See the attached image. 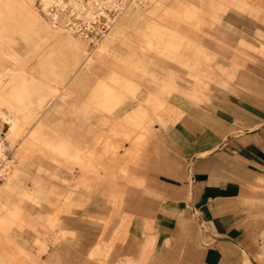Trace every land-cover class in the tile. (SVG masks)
Instances as JSON below:
<instances>
[{
  "label": "bare ground",
  "instance_id": "1",
  "mask_svg": "<svg viewBox=\"0 0 264 264\" xmlns=\"http://www.w3.org/2000/svg\"><path fill=\"white\" fill-rule=\"evenodd\" d=\"M205 2L206 6L203 0H88L86 3L69 0V11L87 19L94 18L100 5L114 12V17L106 16L107 31L88 50L73 35L72 28L63 26L57 13H49L52 4L57 3L64 9L66 2L41 0L38 11L33 0H0V119L7 127L4 141L0 140V264H49L41 256L42 248L38 251L39 240L32 236L27 237L30 242L25 240V231L30 228L21 217L22 204L18 202L14 209L7 205L8 197L16 193L29 168L35 165L37 171L31 181L33 190L42 183L37 176L51 164L56 166V174H63L65 170L74 176L73 181L65 184L85 188L89 194L91 185L105 182V175L123 156L133 162L140 159L150 131L138 132L139 125L151 119V112L158 117L164 112L177 118L183 114V108L168 101L170 83L183 76L189 80L191 76L197 78L202 74L203 65L217 60L216 53L227 46L223 39L218 41L213 33H207L212 21L218 18L217 12L225 7L216 5L217 0ZM142 18H145L144 25L140 26ZM163 20L175 21L183 30L194 29L200 33L173 32ZM128 29L139 45L129 41ZM149 51L157 58L152 76L156 83H161V88L146 99L149 112L147 109L128 112L130 101L138 97L142 88L128 82L127 74L145 76L142 68L151 62ZM110 58L112 66L105 72V78L92 86L85 102L77 109L73 99L86 83L92 66L109 62ZM158 61L164 71L162 66L157 69ZM174 68L185 75L175 72ZM4 78L7 82L2 85ZM122 109L126 117L113 119ZM78 114L88 121L92 115L100 116L95 124L100 130L86 141L84 149L79 148V141L72 140L70 125L74 118L78 119ZM130 117L139 124L130 121ZM106 126L109 128L105 131ZM90 134L89 129L85 135ZM124 143L128 148L123 150ZM10 150L12 156L8 157L6 152ZM63 195L60 194L58 203H51L46 216L37 213L41 226L54 231L51 239L54 246L68 236L65 231L56 230L61 221L58 216L62 212L69 214L73 206V201ZM22 199L36 203L27 191ZM104 221L107 223L109 219ZM117 239L123 241L124 232L115 234L114 242ZM259 241L257 254L264 261V232ZM102 249L105 247L97 244L89 251V257L97 261ZM152 253L150 246L142 254L147 257ZM243 261L249 264L247 256ZM115 264L135 263L120 257Z\"/></svg>",
  "mask_w": 264,
  "mask_h": 264
},
{
  "label": "rangeland",
  "instance_id": "2",
  "mask_svg": "<svg viewBox=\"0 0 264 264\" xmlns=\"http://www.w3.org/2000/svg\"><path fill=\"white\" fill-rule=\"evenodd\" d=\"M40 1L33 0L38 11ZM61 1L66 2L65 8L61 9L54 3L49 7V13H57L63 26L72 28L71 32L81 44L88 50L93 49L94 42L107 31L106 16L114 17V12L106 5H100L94 18L87 19L69 11V0ZM83 1L86 3L88 0ZM259 1L264 5V0ZM203 2L206 6L205 0ZM217 17L212 21L211 33L228 39L232 49L239 47L240 41H245L249 46L243 49L252 58L237 67L236 77L225 92L216 94V87L212 86L208 99L198 108L186 107L185 115L167 129L156 125L158 130L161 129L162 138L159 137L155 151L134 167L135 171L139 170L147 177V189L130 188L125 205L116 210L106 224L100 219L110 215L112 208L106 200L100 199L99 192L88 194L65 184L64 179L70 182L73 179V175L65 170L59 176L64 179L52 178L45 173L37 176L39 181H45L49 186L54 185L64 191L75 190L86 197L76 213L62 212L58 216L60 228L75 231L79 239V243L73 245L75 252L69 256L64 254L66 264H94L86 257L87 250L95 245L98 238L101 244H108L121 230L122 217L128 214L132 216L128 225L129 236L123 242L116 240L113 259L116 255L137 257L143 238L155 234V251L148 264H244L245 253L249 264H264L257 255L259 237L264 232V143L261 148H256L254 155L249 154L245 147L247 140L252 139L245 137L250 132L264 139V21L234 5ZM143 20L145 18L140 20V26L144 25ZM163 22L171 29L183 32L177 22ZM126 34L129 41L139 45L132 30L128 29ZM147 54L152 58V53ZM231 57L229 52L220 58L223 64L229 65ZM107 60L109 62L92 66V72L86 77L87 85L85 83L79 88V94L73 99L77 109L85 102L92 85L105 78V72L112 66V58ZM148 68L149 65L144 70L149 71ZM5 79H2V85L7 82ZM180 82L176 85L179 91L187 87L189 78L183 76ZM200 89L201 92L206 91L204 87ZM77 117L70 126L79 136L80 131L88 128L85 118L79 114ZM98 117L97 114L92 115L87 124L94 123ZM6 130V124L0 119L1 141L5 139ZM72 140L79 141L76 137ZM78 146L84 148L83 143ZM6 155L11 157L12 150ZM36 163H41V159H36ZM122 163H125L124 168H133L132 161L125 156L112 167L121 168ZM55 168L48 166L47 170L55 173ZM36 172L33 165L28 173H24L21 185L8 197L7 205L14 209L18 202L22 204L24 212L21 217L30 228L25 231V240L31 236L37 238L42 245L45 243L47 249L51 232L43 226L41 229V225L34 221L39 222L35 213L44 217L50 208L44 201L31 207V200L22 199ZM42 198L57 202L47 191ZM148 218L155 221V229L145 228Z\"/></svg>",
  "mask_w": 264,
  "mask_h": 264
},
{
  "label": "crops",
  "instance_id": "3",
  "mask_svg": "<svg viewBox=\"0 0 264 264\" xmlns=\"http://www.w3.org/2000/svg\"><path fill=\"white\" fill-rule=\"evenodd\" d=\"M216 5H221V6L225 7L221 12L218 11L217 14L226 12V10L231 5H234L237 9H239L241 11H248V13L251 14L252 16H254L255 18H259V19L264 21V5L259 0H217ZM174 22L175 21L168 22V23H174ZM167 26H168V24H167ZM169 30H171L173 32H177L176 30H173L170 27H169ZM210 30H211V28L207 31V33H211ZM193 31H194V29H190L189 31L183 30V32H185V33H200L197 31H195V32H193ZM214 36L217 38L218 41L223 39L224 42L227 44V46L224 49H220V51L218 53H216L218 59L215 61L212 60L211 62L204 64L202 67V74L199 75L197 78L196 77L193 78V76H191L189 83H188L187 87H185L184 90L179 91L176 88V85L178 83L179 84L182 83V82H180L181 78H176V79L172 80V82L170 83L171 87L169 88V92H168V101L174 103L179 108H183L184 109L183 114L179 118H177L173 114L166 115V113L164 112V115H160V117H158L156 114L151 112V114H150L151 119L144 120L139 125L140 130L138 132H142L143 129H149L150 136L148 138L146 146L142 149V154L140 156V159L137 162L132 161L131 164H132L133 168L132 169H129L128 167L124 168L123 166L125 163H122L121 168H113L112 167L113 169L111 170V172L109 174L107 173L105 175V179H104L105 182H103L102 184L97 185V186L91 185V187H90V188H92L91 193L99 192L100 193V195H99L100 199H104L107 201V203L110 204V206L112 208L111 214L107 215V217H106L109 219V221H110V218L112 217V215L115 213V211L122 209L123 206L125 205V198L127 196L128 190L130 188H132V187H135L138 189H143V188L147 189L148 188L147 177H145V175L141 174L139 170L135 171L134 167L139 166V164L143 160H145V158H147L151 152L155 151L156 143L158 142L159 137L162 138L161 129L158 130V128H156V125L158 124L160 126V128L167 129L169 126H171L174 123H176L177 121H179V119L185 115L186 110H187L186 107L188 109L191 108L192 110H195L196 108H198V106L202 102L204 103L208 99L207 94L212 91V88H211L212 86L216 87L215 88L216 92L214 91L216 94H218L219 92H223L224 90L231 87V83L236 77L237 67L242 66L243 62L245 60L252 58L244 50L245 48L243 49V47L249 46L245 41H243V40L240 41V43H239L240 46L235 48V49H232L231 42L228 39H224L222 37H219L216 34H214ZM260 51L262 52V50H260ZM229 52L232 53L231 59L229 58L231 62L229 65L223 64L221 61L222 58H220V57H222V55L225 56V54L229 53ZM147 53H152V58L150 57L151 55H148L151 62L145 64L142 68V71L144 72L145 76L143 75L144 77L143 76L139 77V75H136L135 73L127 74L128 82H130L131 84L135 83L140 88H142L140 90L141 92L139 93L138 97L136 99H133L130 101L129 106L126 108V111H128V112H132L134 109H141V110L147 109V111L150 110L148 104L146 103V99L148 97H150L151 94L154 95L157 92V90L159 91V89L161 88V83L160 84L156 83L153 79V76H152L153 75V73H152L153 68L155 67L153 65V63L157 62V58L153 56L154 53L152 51L147 52ZM251 61H252V59H251ZM161 64H162L161 61H158L157 69L160 66H163ZM147 65H149V68H148L149 71L144 70ZM174 71L180 72V74L185 75L182 70L174 68ZM205 79H207L206 82L203 81ZM162 84H164V82H162ZM86 85H87V83H86ZM94 85H92V86H94ZM202 87H204V89L206 90L205 92H201L202 89H200V88H202ZM91 89H92V87H91ZM127 104H128V102H127ZM125 115L126 114L123 112V109H122L120 112L118 111L116 114H114L112 118L113 119H120V118L126 117ZM91 119H90V121H91ZM98 119H99V117H98ZM84 120H85L84 123L86 124L87 120L86 119H84ZM129 120L133 121L134 119L130 117ZM90 121H88V122H90ZM134 122L139 124V122H137V119H135ZM92 124L94 127L92 126ZM92 124L86 125L88 130L90 129V133H91L88 137L85 135L86 131H88V130L80 131L79 136H77V133L73 129V135H74L73 139H75V137L78 138L79 139L78 145L83 143L84 148H85L86 141L89 138L94 137L98 133V131L100 130L98 125H95V124H97V121H95ZM107 128H109V127L106 126L103 129L106 131ZM245 137L252 138V139H248V140L246 139L247 140V143H245L246 144L245 145L246 151L251 155L256 154V148H258V147L261 148L260 145H262V143H264V139H262L261 135H254V133H252V132H250L248 134V136H245ZM259 137H260V139H259ZM127 148H128V144H127ZM122 149H124V144H123ZM48 166H52V165L48 164ZM43 172L52 178L64 179L62 177H59V176H61V174L59 175V174L54 173L55 176H54V174H50V172H51L50 170L49 171L44 170ZM64 181L70 182L69 180H66V179H64ZM72 181H73V179H72ZM32 184L33 183H31L30 188H25V192L27 191L28 193H31L32 198L36 197V200H35L36 203H33V205H31V204L34 201H31L29 203V205L31 207L40 205L42 203V201H44L45 204L49 207L51 205V203H58L59 202L58 198L60 197V194H64L67 196L68 199L73 201V206L70 208L71 212L69 213V214H73V213H76V211L79 209V207H81L86 201V197H84L83 195H80L75 190L74 191H70V190L64 191V190L59 189L57 186H54V185L49 186L45 181H42V183L39 185L38 189L33 190ZM78 190L87 193V190L85 188L84 189H78ZM46 191L51 196H53V198L57 199V202H53L50 199H43L42 198L43 193H45ZM37 196H40V197H37ZM124 212L128 214L127 211L124 210ZM35 216L38 219L37 213H35ZM106 218H102L100 220H106ZM131 219H132L131 214H128V215H125L122 217L121 230L118 233L124 232V238H125L124 240H127L126 238H127V236H129L128 225L130 224ZM34 223L40 224V222H36V221H34ZM144 226H145V228H148L149 230H153V229H155V221L148 218L145 221ZM42 228L43 227L41 226V229ZM47 229H49V228H47ZM56 230L63 231V232L65 231L68 234L66 240L63 243H60L59 245L54 246V244L52 243V240H51L54 231L50 230L51 235H50V239H49L48 248L45 249L46 248L45 243L42 245V242L38 239L39 244H40L38 251L40 250V248H42L41 256L46 261H48L49 264H66L65 260L63 258L64 254L69 256V254L75 252V248L73 247V245L79 243V239L76 238L75 231L65 229V228H60V224L56 228ZM118 233H116V234H118ZM114 235L108 244H101V240H100V238H98L95 245L91 246L87 250V252L85 254L86 257L89 260L93 261L94 264H100L101 262H105L108 264H115V262L120 257L123 259L124 258L127 259L131 263L139 264L140 262L143 261L144 264H148L149 260L151 259L152 255L155 251V244H156V239H157V236L155 234H152L150 237H146V238L144 237L143 238V244L139 248L137 257L133 258V257L128 256V255H116L113 259L112 253L114 251V244L116 242V241L114 242ZM230 240L233 241L232 239H229L227 241L230 242ZM26 241L30 242L29 239H27ZM97 244H99V246H104L105 249H102L101 254L99 256V259L96 261V259H94L93 257H89L88 253L91 249L95 248L97 246ZM150 246L153 247V253L146 257L142 253L146 248H148ZM29 248H30V246H29ZM45 251L47 252V254H45ZM244 256H247V254L245 253ZM247 258H248V256H247ZM110 259H111V261H109ZM259 259H261V258L259 257ZM243 260H244V258H243Z\"/></svg>",
  "mask_w": 264,
  "mask_h": 264
},
{
  "label": "water",
  "instance_id": "4",
  "mask_svg": "<svg viewBox=\"0 0 264 264\" xmlns=\"http://www.w3.org/2000/svg\"><path fill=\"white\" fill-rule=\"evenodd\" d=\"M227 240H229V239H227Z\"/></svg>",
  "mask_w": 264,
  "mask_h": 264
}]
</instances>
